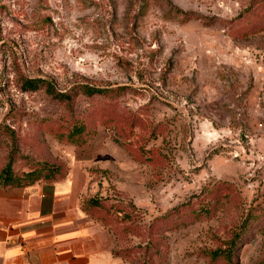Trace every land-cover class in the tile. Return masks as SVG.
<instances>
[{"label":"rangeland","instance_id":"1","mask_svg":"<svg viewBox=\"0 0 264 264\" xmlns=\"http://www.w3.org/2000/svg\"><path fill=\"white\" fill-rule=\"evenodd\" d=\"M8 161L78 170L125 264H264V0H0Z\"/></svg>","mask_w":264,"mask_h":264},{"label":"crops","instance_id":"2","mask_svg":"<svg viewBox=\"0 0 264 264\" xmlns=\"http://www.w3.org/2000/svg\"><path fill=\"white\" fill-rule=\"evenodd\" d=\"M78 170L60 179L0 183V264H125L82 207Z\"/></svg>","mask_w":264,"mask_h":264},{"label":"trees","instance_id":"3","mask_svg":"<svg viewBox=\"0 0 264 264\" xmlns=\"http://www.w3.org/2000/svg\"><path fill=\"white\" fill-rule=\"evenodd\" d=\"M40 82H44L42 79L39 78H25L22 82V86L27 89L36 88ZM80 88H82L83 92L89 95L95 94V93H102L105 91V88L101 87H93L89 85H80ZM46 91L47 93H50L55 98H62V99H69L70 94L67 92H61V91H55V89L52 87L51 84H46ZM67 174V172H64L63 175H44L39 177H21L19 174H15L11 172V162L8 161V163L0 170V183L3 185L8 184H28L30 182H33L35 180L39 179H47V180H53V179H60L64 177ZM85 203L82 202V207L84 211L90 216V218L99 221L96 217H93L92 212L89 210L91 207H88L89 203H86L87 208L84 206Z\"/></svg>","mask_w":264,"mask_h":264},{"label":"built area","instance_id":"4","mask_svg":"<svg viewBox=\"0 0 264 264\" xmlns=\"http://www.w3.org/2000/svg\"><path fill=\"white\" fill-rule=\"evenodd\" d=\"M50 264H56V263L54 262V263H50Z\"/></svg>","mask_w":264,"mask_h":264}]
</instances>
